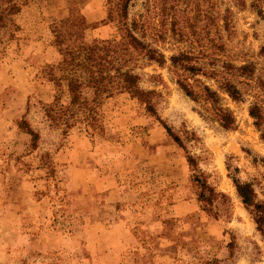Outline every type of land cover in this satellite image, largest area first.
<instances>
[{"label":"rangeland","instance_id":"rangeland-1","mask_svg":"<svg viewBox=\"0 0 264 264\" xmlns=\"http://www.w3.org/2000/svg\"><path fill=\"white\" fill-rule=\"evenodd\" d=\"M19 2L20 11L0 28V264H264V243L227 168L236 167L264 199V143L248 115L251 91L244 89L243 102L221 93L235 117L234 127L225 130L198 113L168 60L158 65L134 54L129 65L140 75V87L158 92L157 115L190 137L186 151L128 93L103 94V132L90 136L78 125L64 135L39 103L55 94L44 68L60 58L51 22L72 9L79 12L87 23L86 43L120 39L119 30L106 19L105 0ZM249 4L182 3L180 18L186 13L190 39L173 35L167 24L160 26L163 37L152 41L168 59L214 37L224 44L227 59L253 62L256 74H264V24ZM5 5L0 3V11ZM28 104L26 118L40 134L35 149L18 126ZM187 151L216 191L227 195L229 217L225 199L218 217L202 209Z\"/></svg>","mask_w":264,"mask_h":264},{"label":"trees","instance_id":"trees-1","mask_svg":"<svg viewBox=\"0 0 264 264\" xmlns=\"http://www.w3.org/2000/svg\"><path fill=\"white\" fill-rule=\"evenodd\" d=\"M68 1L72 3V0ZM137 1L105 0L106 19L116 23L120 39L114 36L99 42H84L82 33L87 23L82 14L73 9L67 17L51 22L52 44L55 45L60 58L56 64H48L44 68L45 78L52 83L55 94L51 102H39L43 115L50 124L61 125L64 135L78 125L90 136L103 132L99 113L103 94L112 96L115 93H128L136 98L146 112L161 123L168 136L186 151L185 140L190 137L187 134L182 137L157 115L158 92L140 87V75L129 65L136 54L158 65H164L168 60L177 76L178 86L198 104V113L208 121L217 122L225 130L234 127L235 117L222 103L221 93H225L235 102H243L246 98L244 89H249L253 99L247 107L248 115L264 143V74H256L255 63L239 65L227 59L224 44L214 37L208 38L209 44L206 46L198 44L194 48L192 42L188 50H178L167 59L152 40L163 37L160 26L167 24L173 35L190 39L191 34L186 30V25H190L189 20L186 13L180 18L182 11L178 7L182 3L185 8L189 7L188 4L192 0H141V9L133 12ZM1 2L6 3L0 11V28L4 29L6 24L3 21H10L9 17L20 11L21 4L19 0H0ZM249 2L250 8L264 24V0ZM259 53L264 56V43L260 46ZM239 84L246 85V88ZM85 88L92 94L85 95ZM30 106L27 105L18 126L30 136V146L35 149L40 134L26 118ZM186 159L192 169L191 180L198 189L197 199L202 203V209L218 217L220 205L225 199L227 205L224 215L229 217L230 203L227 195L216 191L207 181L193 154L187 151ZM227 168L235 191L251 215L255 229L264 243V199L258 197L252 182L241 180L236 167L231 168V165L227 164ZM201 264L222 262L208 260Z\"/></svg>","mask_w":264,"mask_h":264}]
</instances>
